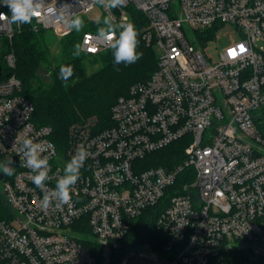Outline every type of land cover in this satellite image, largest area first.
I'll return each instance as SVG.
<instances>
[{"label": "built area", "instance_id": "built-area-1", "mask_svg": "<svg viewBox=\"0 0 264 264\" xmlns=\"http://www.w3.org/2000/svg\"><path fill=\"white\" fill-rule=\"evenodd\" d=\"M43 4L39 20L19 25L0 0L9 18L0 21V169H13L10 176L0 171V264H264V138L254 123L264 107V0H126L110 13V0ZM96 4L114 24L129 22L133 6L146 19L141 38L160 53L150 76L117 97L108 126L94 115L72 122L60 151L51 126L32 120L34 107L13 72L15 54L2 39L10 44L24 26L58 39L68 29L61 19ZM224 23L241 37L209 61L203 44ZM80 44L89 54L110 48L96 32H84ZM26 138L48 157L43 190L20 152ZM178 140L182 161L144 166L147 154ZM81 145L89 155L71 201L57 207L52 198L43 208ZM179 175L184 181L175 186ZM163 198L157 237L123 246L130 220Z\"/></svg>", "mask_w": 264, "mask_h": 264}, {"label": "trees", "instance_id": "trees-1", "mask_svg": "<svg viewBox=\"0 0 264 264\" xmlns=\"http://www.w3.org/2000/svg\"><path fill=\"white\" fill-rule=\"evenodd\" d=\"M130 9V20L139 33L137 52L142 57L135 63L126 65L123 62L114 64L116 49L108 48L95 54L81 52L77 57V43L80 44L84 32L99 33V29H107L112 22L105 23L106 17L99 20L81 18L83 25L77 33L69 28L58 37L59 56H53L49 47L46 31H34L24 26L14 33L10 44L2 39L5 50H12L16 57L14 74L21 81V90L34 107L32 120L37 124L51 126L50 138L56 147L62 151L66 146L68 126L75 121L94 115L101 127L110 124V110L118 96L126 94L129 86L138 81L146 80L157 65V56L153 47L147 46L141 38L142 28L146 19L136 9ZM4 50V51H5ZM89 65L97 68L88 72ZM72 66L74 73L67 81L59 78L60 66ZM42 70V72H40ZM46 75V76H45ZM254 123L262 138H264V107L254 117ZM181 140L147 154L144 166L163 165L172 167L182 161ZM184 173L192 181V169ZM184 179L181 175L175 183L179 186ZM167 199L163 198L156 204L145 208L141 214L130 220L128 235L123 246H130L155 239L154 223L160 212L166 207ZM3 200L0 196V216H2Z\"/></svg>", "mask_w": 264, "mask_h": 264}, {"label": "clouds", "instance_id": "clouds-1", "mask_svg": "<svg viewBox=\"0 0 264 264\" xmlns=\"http://www.w3.org/2000/svg\"><path fill=\"white\" fill-rule=\"evenodd\" d=\"M102 2V0H101ZM4 6L8 7L11 11L12 23H17L19 25L31 24L34 19L39 20L42 17L44 11L43 0H2ZM126 4V0H110L109 13L111 8L117 6L123 7ZM63 13H59V19H61ZM8 15L6 13L0 12V21H7ZM115 20V17H111ZM64 20L68 28L73 30V27L77 33L81 31L83 20L77 15L74 20ZM105 23H109L108 19H105ZM117 29H119V35L117 36ZM90 35V34H86ZM99 35L103 39L109 42V47L116 49L114 53V64H120L123 62L126 65L135 63L139 60L143 53L137 52V47L139 45L138 36L139 33L136 26L132 22L126 23H116L109 24V27L105 29H99ZM78 52L77 57L81 52L85 51L83 45L77 43L76 45ZM241 51H244L243 45H240ZM98 49H95V52ZM74 69L72 66H60L59 78L63 81H67L69 77H72ZM43 151L42 145L36 143L32 138H26L22 142V148L20 152L23 153L25 158V165L31 169L35 175L32 176V181L36 187L42 190L45 187V181L49 179V164L48 157L41 156ZM88 151L84 146H78L75 155L68 161L64 168V175L57 181L55 190L49 195L45 193L41 203L43 208H48L52 203V198L57 201L56 206H62L68 204L71 201V189L80 178V169L83 167L85 160L88 158ZM9 164L12 163L11 160L7 161ZM6 175H12L13 169L9 167H3L0 169Z\"/></svg>", "mask_w": 264, "mask_h": 264}, {"label": "rangeland", "instance_id": "rangeland-1", "mask_svg": "<svg viewBox=\"0 0 264 264\" xmlns=\"http://www.w3.org/2000/svg\"><path fill=\"white\" fill-rule=\"evenodd\" d=\"M131 8H133V6H131ZM129 13H130V9H127V16L130 20ZM104 16L105 15L103 14V11L100 5L98 4H96L95 7L89 10L87 13L79 14L80 18H87L88 20H99ZM186 33L188 37L191 39V31L187 30ZM46 35L48 36V39H49V47H50L51 54L53 56H59L60 47L58 44L57 37L51 30H47ZM240 37L241 35H240L239 30L231 23L219 24L217 29L211 32L210 37L207 39V41L204 42L203 52L209 61H212V62L217 61L219 52L225 46L233 43L234 41L239 40ZM154 51L156 55L160 53V50L158 47H154ZM91 58L92 56H89L88 58L85 57V62L88 64L87 71L89 73L94 71L97 68L96 65H92V66L89 65V60ZM40 72H42V70H40ZM260 110L261 108H258L254 111L255 116L260 112Z\"/></svg>", "mask_w": 264, "mask_h": 264}]
</instances>
